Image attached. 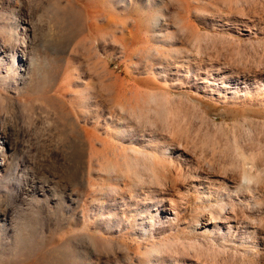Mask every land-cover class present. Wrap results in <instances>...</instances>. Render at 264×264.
Instances as JSON below:
<instances>
[{"label": "rangeland", "instance_id": "1", "mask_svg": "<svg viewBox=\"0 0 264 264\" xmlns=\"http://www.w3.org/2000/svg\"><path fill=\"white\" fill-rule=\"evenodd\" d=\"M0 48V264H264V0H0Z\"/></svg>", "mask_w": 264, "mask_h": 264}, {"label": "bare ground", "instance_id": "2", "mask_svg": "<svg viewBox=\"0 0 264 264\" xmlns=\"http://www.w3.org/2000/svg\"><path fill=\"white\" fill-rule=\"evenodd\" d=\"M25 29V28H24ZM24 32V31H23ZM14 36V34H12L11 35V37H13ZM2 49L0 48V51H1ZM21 52H23V51H21ZM24 55H25V53L23 52L22 53V58L21 59H24ZM16 58H17V56H16ZM15 58V59H16ZM219 71V70H218ZM221 71V70H220ZM226 76V75H225ZM238 76V75H237ZM236 75H228L227 76V81L228 82H231V79H232V77H237ZM222 77H224V75L222 76ZM224 78H226V77H224ZM204 80H206V78L204 79ZM207 81V80H206ZM224 81L222 80V83H223ZM225 86V85H224ZM227 88H232V87H230V86H226ZM225 90V89H224ZM230 94V93H235V92H233V91H231L230 89L228 90V92H227V94ZM237 95L236 94H232V96L231 97H236ZM153 111V110H152ZM164 111H166L165 109L163 110V109H156L155 108V117L152 119V120H150L149 119V123L152 125V127H156V126H158V125H156V123H157V121H159L158 119H162V118H164L165 116H166V118L165 119H163V121H165L166 119V122H165V124L167 125V127L170 129H172L173 131H174V129H176L177 127H176V125H178V124H176V120L175 119H172V118H170V114H167L166 115V112L167 113H169L168 111H166V112H164ZM173 112V111H172ZM165 115V116H164ZM177 115V114H176ZM154 116V115H153ZM152 116V117H153ZM173 116V115H172ZM171 116V117H172ZM139 117V116H138ZM151 117V116H150ZM160 117V118H159ZM160 119V120H161ZM170 120H175V122H173V121H170ZM148 121V120H147ZM162 121V122H163ZM146 122V121H145ZM175 123V124H174ZM148 124V123H147ZM147 124H146V126H147ZM149 124V125H150ZM155 124V125H154ZM165 124H163L164 126H165ZM150 125V126H151ZM142 126V125H141ZM140 126V127H141ZM145 126V127H146ZM148 127V126H147ZM167 127H165V128H167ZM178 127H179V125H178ZM128 128H130V127H127V128H123L124 130H123V132H122V134H123V136H127V135H130L131 134V132H132V130H134V128L132 127L131 129H128ZM143 128V127H142ZM149 128H151V127H149ZM156 128H158V127H156ZM167 128V129H168ZM180 128V127H179ZM179 128H178V130H179ZM143 130H145V129H143ZM156 130H158V129H155L154 131H156ZM177 130V131H178ZM171 131V130H170ZM172 132V131H171ZM178 133V132H177ZM180 133V132H179ZM178 133V134H179ZM182 133H183V131H182ZM120 134V133H119ZM132 135V134H131ZM148 135L149 134H147V133H142L141 135H139V136H135L134 138H133V140L135 141V142H137V143H140V142H142V141H147V139H146V137H148ZM153 135V134H152ZM177 135V134H176ZM188 135V134H187ZM174 136H175V134H174ZM179 136V135H178ZM183 137V136H182ZM187 138V137H186ZM189 138V137H188ZM157 139V138H156ZM132 140V141H133ZM151 141H152V138L150 139ZM160 141V140H159ZM194 141V140H193ZM155 142V141H154ZM158 142V141H157ZM152 144V143H151ZM182 145V144H181ZM184 145V144H183ZM233 147V146H232ZM177 148V147H176ZM133 151H135L136 153H137V155H138V153L139 154H141V155H145V156H143V157H141L143 160H145V161H143V164L145 165V166H149V168H151L152 167V174L155 176V177H157L156 179H159V181H165L164 179V177L160 174L161 173V171H160V173H159V171H158V169L157 168H159L158 166H160L159 164H158V162H157V159L155 158V156H154V154H152L151 152H146L145 150H147V148L145 149V150H143L142 148L141 149H136V148H133L132 149ZM95 151V150H94ZM163 151V150H162ZM161 152V151H160ZM166 152H168V150H164L162 153H166ZM135 153V154H136ZM155 153V152H154ZM176 153V152H175ZM95 154L96 153H92V155H91V158H90V160L92 161V162H94L95 161ZM163 155V154H162ZM98 157V156H97ZM216 157V156H215ZM102 157H99L98 159H97V161H98V166H100V167H102V168H104V169H107V170H109V171H111V172H115L114 174L116 175V177L117 178H120V177H122V179H124V177L127 179L128 177H129V175H130V172L135 168V166H137V165H135V164H137L138 162L137 161H135V162H137V163H135L134 165L132 164V165H130V164H128V163H125L124 165H125V167L123 168V167H117V166H114V165H111V163L110 162H108L107 160H104V159H101ZM138 158H139V156H138ZM135 160V159H134ZM134 160H133V162H134ZM138 160V159H137ZM96 161V162H97ZM141 161V160H140ZM139 161V162H140ZM91 162V163H92ZM132 162V163H133ZM142 162V161H141ZM141 162H140V164H141ZM142 164V165H143ZM157 164H158V166H157ZM143 165V166H144ZM147 166V167H148ZM162 166V165H161ZM138 167H139V165H138ZM142 168V167H141ZM144 169V168H143ZM246 169V168H245ZM148 170V169H147ZM246 170H248V169H246ZM151 171V170H150ZM135 172H136V170H135ZM142 172V171H141ZM141 172H139V169H138V171L135 173L136 175H137V177H139V180H137L138 182H140V181H142L143 179L142 178H140L141 177ZM145 173V172H144ZM143 173V174H144ZM149 173V172H148ZM261 173V172H260ZM143 174H142V177H143ZM152 174H150V175H152ZM148 175V174H147ZM164 176H165V174H163ZM251 175H252V173H251ZM249 173H247V171L243 174V177H242V180H243V182L248 186L249 185V183H251L255 178H253L252 176H251ZM262 175V174H261ZM261 175H259L258 177L260 178V179H262L263 180V178L262 177H264V176H261ZM153 177V176H152ZM154 177V178H155ZM166 177V176H165ZM121 179V180H122ZM129 180V179H128ZM146 180V179H145ZM262 180H261V182H262ZM123 181V180H122ZM125 181V180H124ZM243 182H241L242 184H244ZM256 183V182H255ZM165 184V183H164ZM251 185V184H250ZM110 188V190H112V192L114 191V192H116L117 190H119V188L120 187H118V186H110L109 187ZM122 190V189H121ZM111 192V193H112ZM117 192H119V191H117ZM117 192H116V194H117ZM234 200V199H233ZM166 199H164V198H160L159 199V202H161V207H160V209H159V213L160 212H164V213H166L167 212V208H166V206H165V204H166ZM225 201V200H224ZM223 201V202H224ZM226 203H230L229 201L228 202H226ZM232 203H233V201H232ZM231 204V203H230ZM225 205V204H224ZM233 206H234V204H233ZM233 206H232V208H233ZM236 206V205H235ZM222 207V206H221ZM224 210H225V208H226V206H225V208L224 207H222ZM234 209L235 208H233V211H234ZM227 210V209H226ZM232 210V209H231ZM232 211V212H233ZM227 212V211H226ZM176 213V212H175ZM224 213V212H223ZM233 213H235V212H233ZM231 216V215H230ZM231 218H233L232 216H231ZM237 218V217H236ZM211 219V218H210ZM210 221V220H209ZM232 222H233V220H229L228 222H227V224L225 225V232H226V235H229V236H231V237H235V238H237V237H239L240 239H242V240H247V241H250V239L252 238V230H251V226H249L248 224H246L247 226H244V225H242V223L240 222V223H238L237 225H233L232 224ZM254 223V222H253ZM209 224H210V222H206L205 223V225L208 227L209 226ZM232 224V225H231ZM251 224V223H250ZM223 228H221V230H222ZM258 235V234H257ZM256 236V235H255ZM249 239V240H248ZM253 240V239H252ZM243 245V244H242ZM241 245V246H242Z\"/></svg>", "mask_w": 264, "mask_h": 264}]
</instances>
